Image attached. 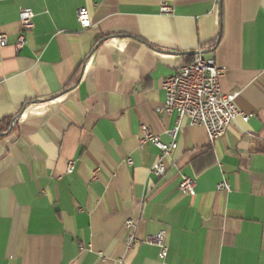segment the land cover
<instances>
[{
    "label": "crops",
    "instance_id": "0c3cea01",
    "mask_svg": "<svg viewBox=\"0 0 264 264\" xmlns=\"http://www.w3.org/2000/svg\"><path fill=\"white\" fill-rule=\"evenodd\" d=\"M0 34V264H264V0H0ZM200 52L240 93L214 143L159 112L164 80ZM143 126L166 144L179 129L162 178ZM160 233L165 259L146 242Z\"/></svg>",
    "mask_w": 264,
    "mask_h": 264
},
{
    "label": "built area",
    "instance_id": "2783aa9c",
    "mask_svg": "<svg viewBox=\"0 0 264 264\" xmlns=\"http://www.w3.org/2000/svg\"><path fill=\"white\" fill-rule=\"evenodd\" d=\"M160 12L162 15H172L174 7L168 3H162ZM78 21L83 28L91 27L88 10L83 8L78 12ZM19 22L22 33L18 39L17 48L22 49L26 44V34L34 28V13L31 9H23L20 12ZM8 45V36L0 34V46L4 48ZM2 58L0 56V62ZM224 68L219 67L215 60L206 57L202 52L195 55L192 61L184 64L177 74L167 77L162 89L166 94V99L159 112L173 114L177 113L179 119L188 118L192 125L202 126L207 130L211 143L216 142L223 137L234 121L243 116V113L237 107V99L240 95L238 91L230 94H224L221 90L220 81L225 75ZM249 117L245 116V120ZM179 129H173L167 132L174 142L166 144L162 142L159 136L152 134L147 127L141 129V136L138 142L142 148L145 144L151 143L160 151L157 162L153 165L151 172L158 178L166 174L164 160L178 148L176 138ZM128 164H132L129 159ZM75 162L68 164L67 172L73 173ZM197 182L195 179L182 176L180 190L189 196L196 193ZM219 191H231V187L223 182L218 185ZM127 229L133 230L135 223L130 220L127 222ZM161 250L162 258L169 254L165 233L149 237L146 241ZM137 239L131 233L128 239V247L137 245ZM123 264V263H121Z\"/></svg>",
    "mask_w": 264,
    "mask_h": 264
}]
</instances>
